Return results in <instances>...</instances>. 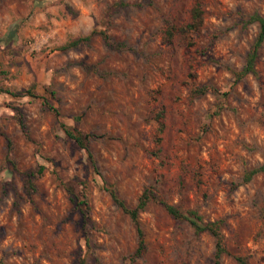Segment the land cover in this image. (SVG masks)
<instances>
[{"label":"rangeland","instance_id":"1","mask_svg":"<svg viewBox=\"0 0 264 264\" xmlns=\"http://www.w3.org/2000/svg\"><path fill=\"white\" fill-rule=\"evenodd\" d=\"M194 2L198 29L167 39ZM254 15L264 0H0V264H213L214 237L163 202L217 222L218 264H264V172L246 177L264 159V40L239 74ZM108 189L156 197L138 256Z\"/></svg>","mask_w":264,"mask_h":264},{"label":"trees","instance_id":"2","mask_svg":"<svg viewBox=\"0 0 264 264\" xmlns=\"http://www.w3.org/2000/svg\"><path fill=\"white\" fill-rule=\"evenodd\" d=\"M254 18L258 22V29H257V33L254 37V40L252 42L250 51L247 53L245 63L240 70V73H239L240 75H243L246 73H252V74L255 73L254 62L256 59L258 49L260 48V46L264 40V17L254 15ZM201 21H202V11L200 9L199 3L194 2V4L191 6V8L189 10L188 22L184 26L179 27L177 29L172 28L170 25L164 31V36L167 39H169L175 30H178L181 33L193 32V31L198 29V27L201 24ZM79 40H80V38L74 40L72 43L75 44ZM6 92H8V91H6ZM28 92H30V91H28ZM64 131H65L66 135L69 136L70 138H72L76 143H78L81 146H84V141L87 138V135L81 134V133L75 132V131H70L68 129H65ZM257 170L264 172V159L258 168L249 170L247 172L246 177L247 178L250 177L251 174H253ZM108 192H109L111 198L113 199V201L121 208V210L123 212H125L128 215V217L130 218L131 222L134 225L137 241H136V246L134 248L132 256L133 257L138 256L140 251L143 248V245H144V242L142 239V230L140 228V224L138 221V213H139V211H141L145 207V205L147 204V202L151 198H156V197L150 191L144 190L141 193V195L139 196L135 205L132 207H129V206L124 205L116 197L113 190L108 189ZM162 205H163L165 211L169 215H171L172 217H174V218H185L189 222V224L193 227L194 230H196V231H203V230L208 231L214 237L213 264H218V260L220 258L221 253L223 252L224 248H223V244L221 241V237H220L218 230H217V222L216 221H211V222L209 221V222L202 223L200 221V216L196 213L195 210H187L186 212L183 213V212L179 211L172 204H168V203L163 202ZM237 260L239 262H241L239 258H237ZM79 264H82V263H79ZM126 264H129V261ZM241 264H245V263H241Z\"/></svg>","mask_w":264,"mask_h":264}]
</instances>
